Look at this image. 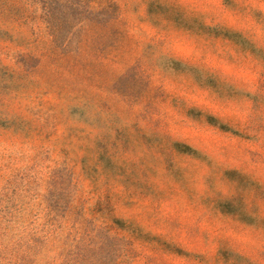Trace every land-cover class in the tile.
<instances>
[{
	"label": "rangeland",
	"instance_id": "rangeland-1",
	"mask_svg": "<svg viewBox=\"0 0 264 264\" xmlns=\"http://www.w3.org/2000/svg\"><path fill=\"white\" fill-rule=\"evenodd\" d=\"M0 264H264V0H0Z\"/></svg>",
	"mask_w": 264,
	"mask_h": 264
}]
</instances>
